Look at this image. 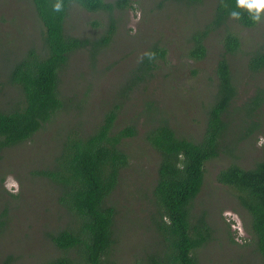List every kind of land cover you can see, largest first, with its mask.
Returning a JSON list of instances; mask_svg holds the SVG:
<instances>
[{"label":"rangeland","instance_id":"374dc122","mask_svg":"<svg viewBox=\"0 0 264 264\" xmlns=\"http://www.w3.org/2000/svg\"><path fill=\"white\" fill-rule=\"evenodd\" d=\"M214 6L215 0H204L188 9L166 0H133L131 8L114 14L117 29L107 48L95 57L88 49L70 56L60 75L64 109L32 140L6 150L0 160V221L4 222L0 262L11 255L14 264H41L59 255L49 235L66 226L69 219L56 206L58 192L52 191L36 172L52 162L67 135L82 129L92 132L116 107L121 108L117 129L135 125L138 136L126 142L129 166L111 197L118 211L115 256L118 264H136L138 257L158 247L148 218L152 207L147 203L157 180L159 156L145 142L143 133L147 122L156 118L166 119L184 137L199 138L204 131L209 98L215 92L214 69L221 52L222 31L209 36V54L203 61L188 60L184 50L189 35L209 23ZM65 28L70 36L92 41L104 33L106 17L73 5ZM41 30L29 0H0V104L6 108L13 103L8 100H13V87L6 75L30 46L38 45ZM234 31L241 38L242 49L230 62L242 99H247L254 96L259 85L264 87V73L252 75L245 57L264 44V19L255 28L236 25ZM156 42L167 49L166 60L148 83L122 99V87L140 57ZM149 104L157 110L144 114ZM232 112V132L237 134L239 114L243 112ZM256 122L260 132L236 150L242 158L237 163L245 169L264 160V106ZM234 162L222 156L206 166L207 186L196 208L206 212L215 232L214 239L196 252L199 264H261L246 231L247 212L239 207L233 191L216 179L221 169Z\"/></svg>","mask_w":264,"mask_h":264},{"label":"trees","instance_id":"16d2710c","mask_svg":"<svg viewBox=\"0 0 264 264\" xmlns=\"http://www.w3.org/2000/svg\"><path fill=\"white\" fill-rule=\"evenodd\" d=\"M29 1L41 24L42 36L38 45L30 46L6 75L13 87V100H8L13 103L9 108L0 104V160L6 150L32 140L64 109L60 75L70 56L88 49L95 57L107 48L117 29L114 14L133 4V0H62V11L55 12L53 5L57 0ZM166 1L188 9L204 0ZM73 5L106 17V28L100 37L89 41L66 33L65 24ZM234 9L241 12L240 20L230 18ZM258 24L247 11L236 8V0H215L209 23L187 38L184 56L199 62L209 54V36L222 31L221 52L214 69L215 92L209 98L205 129L199 138L180 135L164 118L147 122L143 138L159 156L157 180L147 203L152 207L148 218L159 244L155 250L138 257L136 264H199L196 252L214 239L215 231L206 212H200L196 205L207 186L206 166L222 156L236 163L221 169L217 182L231 189L239 207L247 212L246 231L264 264V160L245 169L237 163L241 156L236 155L241 144L253 140L260 132L256 118L264 106V87L259 85L254 96L242 99L230 62L242 49L235 26L251 29ZM147 52L156 53L155 59L143 55L120 91L122 99H128L134 90L148 83L166 60L167 49L158 42ZM245 57L252 75L264 73V44ZM156 107L149 104L144 114L157 110ZM120 109L107 112L92 132H82L84 129L71 132L52 162L36 172L47 180L52 191L58 192L56 206L69 219L66 226L49 235L59 255L41 264H118L115 256L118 211L111 197L122 172L129 166L126 142L138 136L135 125L117 129ZM234 110L243 112L239 114L241 127L237 134L232 132ZM3 226L0 221V232ZM14 263L11 255L0 262Z\"/></svg>","mask_w":264,"mask_h":264},{"label":"clouds","instance_id":"9594fccd","mask_svg":"<svg viewBox=\"0 0 264 264\" xmlns=\"http://www.w3.org/2000/svg\"><path fill=\"white\" fill-rule=\"evenodd\" d=\"M223 7H227V4H223ZM236 8L247 11L250 19L254 23H260L262 19H264V0H236ZM62 9V0H57V2L53 5V10L55 12H60ZM229 15L231 19H241V12L235 9L230 11ZM143 55L147 56L149 60H153L155 59L156 53L147 52ZM140 59L142 60L143 56H141Z\"/></svg>","mask_w":264,"mask_h":264}]
</instances>
